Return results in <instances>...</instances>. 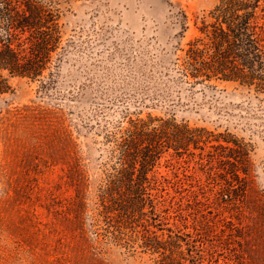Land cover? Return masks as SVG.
Masks as SVG:
<instances>
[{"label": "rangeland", "instance_id": "374dc122", "mask_svg": "<svg viewBox=\"0 0 264 264\" xmlns=\"http://www.w3.org/2000/svg\"><path fill=\"white\" fill-rule=\"evenodd\" d=\"M217 2L55 4L60 43L51 77L12 78L0 94V264H157L155 254L103 234L97 214L98 188L117 163L107 133L148 116L208 131L203 149L190 143L156 159L148 192L157 218L169 205L188 225L196 217L212 220L216 232L234 229L245 264H264V93L231 81L164 82ZM235 140L249 172L246 192L228 198L219 194L216 146Z\"/></svg>", "mask_w": 264, "mask_h": 264}, {"label": "trees", "instance_id": "16d2710c", "mask_svg": "<svg viewBox=\"0 0 264 264\" xmlns=\"http://www.w3.org/2000/svg\"><path fill=\"white\" fill-rule=\"evenodd\" d=\"M59 2L0 0V94L11 89L12 78L41 81L51 77L56 65L53 55L60 43L59 9L55 7ZM197 30L167 66L165 84L171 81L195 87L221 80L264 93V0H218L200 18ZM204 133L208 131L189 128L174 117L150 116L129 118L125 125L107 133L117 163L98 188L97 214L105 223L102 233L155 254L157 264H245L234 229L226 234L221 229L216 232L212 220L196 217L188 225L180 208L172 210L171 217L169 205L162 219L157 218L148 192V184L154 182L148 173L156 159L169 148L180 155L190 143L203 149L199 142ZM232 143L233 147L216 146L221 151L216 154L221 164L217 173L223 175L219 194L228 198L246 192L249 172L244 146L236 140ZM175 218L180 224L169 221ZM161 220L165 222L158 223ZM127 232L128 238H124Z\"/></svg>", "mask_w": 264, "mask_h": 264}]
</instances>
